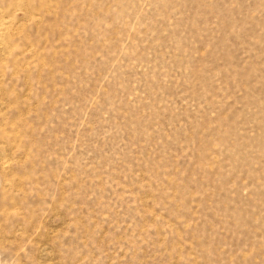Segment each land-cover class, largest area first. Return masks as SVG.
Returning <instances> with one entry per match:
<instances>
[{
  "label": "rangeland",
  "instance_id": "rangeland-1",
  "mask_svg": "<svg viewBox=\"0 0 264 264\" xmlns=\"http://www.w3.org/2000/svg\"><path fill=\"white\" fill-rule=\"evenodd\" d=\"M0 264H264V0H0Z\"/></svg>",
  "mask_w": 264,
  "mask_h": 264
}]
</instances>
